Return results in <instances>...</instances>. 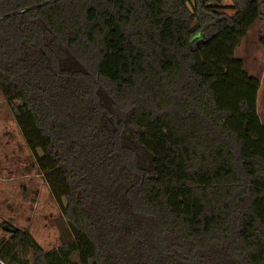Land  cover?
<instances>
[{"label":"trees","instance_id":"1","mask_svg":"<svg viewBox=\"0 0 264 264\" xmlns=\"http://www.w3.org/2000/svg\"><path fill=\"white\" fill-rule=\"evenodd\" d=\"M229 1L0 0V93L66 223L49 250L6 223L1 262L264 264L260 82L235 55L259 4Z\"/></svg>","mask_w":264,"mask_h":264},{"label":"rangeland","instance_id":"2","mask_svg":"<svg viewBox=\"0 0 264 264\" xmlns=\"http://www.w3.org/2000/svg\"><path fill=\"white\" fill-rule=\"evenodd\" d=\"M230 5L229 0H224ZM259 18L247 30L235 50L245 70L260 82L257 113L264 124V0H258ZM227 13L232 14L231 10ZM33 157L0 93V240L8 237L6 223L26 228L44 250L57 247L66 223L59 205L33 165ZM5 226V227H3ZM5 228V229H4Z\"/></svg>","mask_w":264,"mask_h":264},{"label":"built area","instance_id":"3","mask_svg":"<svg viewBox=\"0 0 264 264\" xmlns=\"http://www.w3.org/2000/svg\"><path fill=\"white\" fill-rule=\"evenodd\" d=\"M0 264H4V263L0 261Z\"/></svg>","mask_w":264,"mask_h":264}]
</instances>
